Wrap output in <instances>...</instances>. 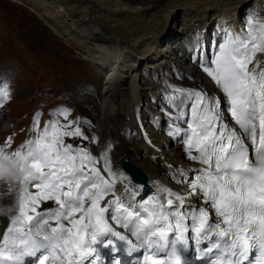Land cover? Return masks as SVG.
Listing matches in <instances>:
<instances>
[{
    "label": "snow or ice",
    "instance_id": "1",
    "mask_svg": "<svg viewBox=\"0 0 264 264\" xmlns=\"http://www.w3.org/2000/svg\"><path fill=\"white\" fill-rule=\"evenodd\" d=\"M248 23L246 33L227 34L216 54L201 62L224 94L237 128L225 121L218 98L174 89L183 98L173 104L178 114L168 135L184 144L186 158L204 166L193 169L191 177L178 170L177 183L187 184V194L164 187L137 207L119 196L102 207L116 183L125 179L111 167L112 145L98 157L65 143V138H80L95 144L97 138L86 135L79 120L69 121L67 110L61 111L57 114L66 123L49 120L24 151L12 153L30 163L37 175L20 191L17 214L0 238V264H104L106 259L125 264L123 256H135L134 264H141V258L142 264H189V247L199 248L205 264H264V69L256 71V60L249 70L257 53H264V24H253L251 18ZM9 95L6 87L0 89V106ZM185 100L187 113L180 108ZM39 116L33 119L34 134L40 129ZM6 143L10 146L11 138ZM100 159L102 168L96 166ZM48 201L57 207L38 211Z\"/></svg>",
    "mask_w": 264,
    "mask_h": 264
},
{
    "label": "bare ground",
    "instance_id": "2",
    "mask_svg": "<svg viewBox=\"0 0 264 264\" xmlns=\"http://www.w3.org/2000/svg\"><path fill=\"white\" fill-rule=\"evenodd\" d=\"M5 1L33 15L19 19V24L31 25L27 27L26 44L48 48L56 66H70L84 80L85 89H77L73 97L88 116L85 130L98 140L93 154L100 157L111 144V167L125 177L116 183L114 194L101 202L102 207L115 196L140 206L164 187L179 190L184 184L177 183L181 179L178 170L187 176L193 169L204 167L186 158L184 144L168 135L178 114L173 104L183 98L174 89L199 90L218 98L225 121L237 128L224 94L202 70L201 62L216 54L213 51L228 39L227 34L246 33L250 18L253 24H264V0ZM59 50L72 51L75 61L56 59ZM256 60L260 61L256 67L259 72L264 69V53H257L249 70ZM173 95L175 101L170 99ZM95 98L99 99L98 106ZM187 104L185 100L180 105L186 113ZM8 123L0 125V137L17 127ZM176 123L187 128L183 121ZM192 153H196L194 149ZM124 160L143 171L144 185L133 183L121 169ZM103 164L100 159L97 166L102 168ZM0 192L7 196L3 203L11 204L13 195L8 194L7 187H0ZM0 220L5 226L7 218ZM113 226L136 242L124 228Z\"/></svg>",
    "mask_w": 264,
    "mask_h": 264
},
{
    "label": "rangeland",
    "instance_id": "3",
    "mask_svg": "<svg viewBox=\"0 0 264 264\" xmlns=\"http://www.w3.org/2000/svg\"><path fill=\"white\" fill-rule=\"evenodd\" d=\"M4 1L0 0V89L6 87L11 99L7 98L1 107L4 119L0 121V125L10 122L17 127L10 132H5L0 137V144H6L8 138H11L10 147L13 149L16 144L22 142L24 133L28 129L27 125L31 122V115L35 111L40 112L42 123H47L49 121L47 115L56 114L58 117V109L67 107L73 111V117L78 116L77 120L81 122V128L86 129L83 125L89 124L86 120L88 116L78 107L73 97L74 91L85 89L84 80H81V77L76 74L78 72L70 66L69 68L56 66L54 58L47 53L48 48L26 44L27 41L24 40L29 29L27 27L31 25L23 26L22 22L19 24V19L21 16L33 15L24 7ZM9 5L12 7L10 8ZM18 13L20 15L17 17L12 16ZM47 40L51 38L48 37ZM216 51L217 48L213 53ZM55 55L56 59L65 58L71 62L75 59L72 51L67 53L59 50ZM87 82L89 83V80ZM98 92L99 88L96 90V93ZM98 103L99 99L95 98V105L98 106ZM90 128L92 129L93 126ZM85 132L91 137L87 130ZM70 140L73 142L76 140V143L81 142L80 138ZM97 143L90 144L92 152ZM174 143H171L172 146ZM0 222L5 221L0 220Z\"/></svg>",
    "mask_w": 264,
    "mask_h": 264
},
{
    "label": "clouds",
    "instance_id": "4",
    "mask_svg": "<svg viewBox=\"0 0 264 264\" xmlns=\"http://www.w3.org/2000/svg\"><path fill=\"white\" fill-rule=\"evenodd\" d=\"M19 160V163L17 161ZM36 169L30 163L12 155V152L0 146V187L6 186L9 195H15L11 204L3 201L7 198L0 192V217L10 219L18 210L19 193L24 185L36 177Z\"/></svg>",
    "mask_w": 264,
    "mask_h": 264
},
{
    "label": "water",
    "instance_id": "5",
    "mask_svg": "<svg viewBox=\"0 0 264 264\" xmlns=\"http://www.w3.org/2000/svg\"><path fill=\"white\" fill-rule=\"evenodd\" d=\"M124 167L128 172L132 174L133 178L136 181L145 183V180H146L145 175L138 167H135L127 160H125L124 162Z\"/></svg>",
    "mask_w": 264,
    "mask_h": 264
}]
</instances>
